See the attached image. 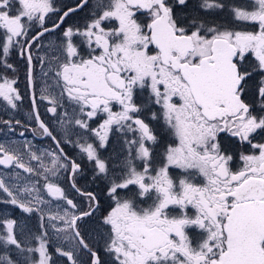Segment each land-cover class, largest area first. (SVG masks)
<instances>
[{
	"label": "snow or ice",
	"instance_id": "6c2138e0",
	"mask_svg": "<svg viewBox=\"0 0 264 264\" xmlns=\"http://www.w3.org/2000/svg\"><path fill=\"white\" fill-rule=\"evenodd\" d=\"M26 96L0 132L54 146L0 140V264H264V0H0Z\"/></svg>",
	"mask_w": 264,
	"mask_h": 264
},
{
	"label": "rangeland",
	"instance_id": "374dc122",
	"mask_svg": "<svg viewBox=\"0 0 264 264\" xmlns=\"http://www.w3.org/2000/svg\"><path fill=\"white\" fill-rule=\"evenodd\" d=\"M24 108H25V101H24L23 105L21 106L19 112H17V113H9V114H7V115H5L4 113H0V118H10L11 116L14 115L16 119H20L22 122H25V121L23 120V117H24V115H25ZM29 111H30V110H29ZM29 111H28V112H29ZM33 127H34V126H33ZM22 130H24V129L18 127V129H17V133H18L19 131H22ZM8 138L15 140V141L17 142V144H21V145L24 144V143L27 142V141H31V142L33 143V145H35V147L38 148V149H40L41 151L48 150V149H50L51 147L54 146L53 143H50V142H47V141H46V142H39V141H37L36 139H34V138L31 136V134H30V129H28V130L25 132V136H24V137H20L18 134H15V135H13V134H8V135L6 136V134H5L4 132H0V140H7ZM31 224H32L33 226H35V224H36V220H35V218L32 219Z\"/></svg>",
	"mask_w": 264,
	"mask_h": 264
},
{
	"label": "flooded vegetation",
	"instance_id": "af4514ba",
	"mask_svg": "<svg viewBox=\"0 0 264 264\" xmlns=\"http://www.w3.org/2000/svg\"><path fill=\"white\" fill-rule=\"evenodd\" d=\"M19 67H20V85H19V87L21 88V90H22V93H23V91H24V89H25V82H24V66H23V64L21 63L20 65H19ZM37 72H39V69H37ZM30 110V102H29V100H28V98H27V96L25 97V108H24V111H25V115H24V117H23V120L26 122L27 121V118H28V114H29V111ZM40 111H41V116H42V118L43 119H47L48 118V115L49 114H46L45 112H44V108H43V106H41V109H40ZM34 126V125H33ZM30 129V134H31V136L34 138V139H36L37 141H39V142H50V143H53L50 139H44V138H41V137H39V136H33L32 135V130H31V128H29ZM65 151H67L69 154H72L73 153V149L71 148V146H65Z\"/></svg>",
	"mask_w": 264,
	"mask_h": 264
}]
</instances>
